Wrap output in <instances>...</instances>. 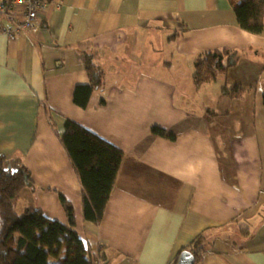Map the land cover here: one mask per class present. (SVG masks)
I'll return each instance as SVG.
<instances>
[{
	"label": "crops",
	"instance_id": "crops-1",
	"mask_svg": "<svg viewBox=\"0 0 264 264\" xmlns=\"http://www.w3.org/2000/svg\"><path fill=\"white\" fill-rule=\"evenodd\" d=\"M48 2L36 31L10 37L2 30L10 20L0 16V155L7 169L25 165L34 180L19 200V212L33 207L67 223L63 195L73 204L75 230L102 264H177L180 253L205 232L217 236L199 264H264V120L261 128L248 123L245 129L241 121L230 130V155L223 136L208 126L210 110L218 112L190 108L198 93L194 63L209 50H236L240 62L258 63L259 69L244 73L238 63L230 71L238 80L220 76L206 89L214 86L226 97V85L244 86L256 70L260 76L250 86L264 85V31L242 30L228 0ZM22 18L15 12L10 26ZM164 45L171 48L164 52ZM143 46L161 61L151 71L129 59ZM86 51H97L98 63L115 79H109L113 84L105 96L94 92L82 109L74 92L90 83ZM184 71L182 106L176 83ZM69 119L125 153L99 226L84 221L81 182L59 139ZM154 127L177 139L154 134ZM222 148L231 161L221 160Z\"/></svg>",
	"mask_w": 264,
	"mask_h": 264
},
{
	"label": "trees",
	"instance_id": "trees-1",
	"mask_svg": "<svg viewBox=\"0 0 264 264\" xmlns=\"http://www.w3.org/2000/svg\"><path fill=\"white\" fill-rule=\"evenodd\" d=\"M228 1L242 30L254 35L263 33L264 0ZM84 56L90 83L76 87L74 92V103L82 109L89 106L94 92H101L105 96V91L111 85L109 74L97 61V51H86ZM239 61L238 51L229 48L205 52L194 63L193 91L196 93L213 84L220 76L227 77ZM243 92L245 90L240 83L223 88V94L231 98H240ZM106 103L103 98L101 105ZM153 133L170 141L177 139L174 133L159 127H154ZM59 139L81 182L84 221L99 226L115 189L125 153L70 119L66 120L65 132ZM5 163L6 158L0 155V264H99L101 256H95L75 230L73 204L63 195H60V201L67 223L49 218L33 207L19 212L21 195L34 186L32 172L25 165L12 171L5 167ZM240 230L244 236L252 237L251 233L244 232L249 231V227ZM216 236L210 232L202 233L183 251L192 252L195 264H199L202 254L210 246L211 238Z\"/></svg>",
	"mask_w": 264,
	"mask_h": 264
},
{
	"label": "rangeland",
	"instance_id": "rangeland-1",
	"mask_svg": "<svg viewBox=\"0 0 264 264\" xmlns=\"http://www.w3.org/2000/svg\"><path fill=\"white\" fill-rule=\"evenodd\" d=\"M168 48L167 50H169V48L171 47H166V45L163 46V50L164 52L165 49ZM141 54H135V55H131L129 56V59L133 60V64H135L136 62L140 65V66H148L149 70L151 71V67L154 66H159V63L161 61H158L155 59V55L153 54H149L148 55L143 52L144 51V46L142 47L141 50ZM152 52V51H151ZM176 60V59H175ZM256 61H261V58L256 59ZM240 64V70L242 72L245 73L246 69H249L251 67L254 68H258L259 69V65L254 64V65H250L249 62H238ZM263 65V64H262ZM128 66L131 65H125L123 68L126 70V68ZM238 66V64L233 67L232 69H235ZM103 68L106 69L107 66L103 65ZM257 69V70H258ZM254 73V76H260V71ZM230 73V72H229ZM249 78L248 80L244 83V90L245 92H243V96L240 98H231L230 96H222L220 94V91H217L216 88L213 87H208L206 89V87L201 88L196 96V99L194 101V105L190 106V108L192 110H194L195 112L198 113H207L209 109H213L216 110L218 112V114L215 116V114H213L212 110L211 113V117H208L209 122H208V126L210 128L211 131H213V134L216 133H220L223 137V140L226 142V145L228 148H226L227 153L230 154V140L231 138H233V134L232 131H236L237 130V123L241 122L244 123V128L246 129L247 126L246 124L250 123V126H253L254 123L257 125L258 128L262 127V121L264 120V117L261 118L260 117L262 115V113H264V105H263V93H264V85L261 86V88L256 87V85H252V87L250 86V83L252 81V78L254 76H252V74H249ZM187 72L184 71L183 73H181L178 78L181 79L180 82L176 83L178 85V89H177V102L180 103L182 106H185L186 103L184 104V100L181 98L182 96H187V94H185V88L184 86L187 85ZM228 76L232 77L233 79L238 80L237 75L233 74L231 75L228 74ZM228 76L226 78H228ZM109 79L111 81H113L115 78L114 76H109ZM130 81L133 80V77H129ZM225 80V78H224ZM241 82H244V79L241 80ZM115 83V82H114ZM184 85H182V84ZM113 84V83H111ZM180 84V85H179ZM234 84V81L231 82L229 84L232 85ZM206 89V90H205ZM225 95V94H224ZM189 98H187L188 100ZM198 103L196 106L195 104ZM198 107V108H197ZM199 111H198V110ZM202 115V114H201ZM232 130V131H230ZM223 148L220 150V156H221V160H227V161H231V156L229 157H223L222 156V152ZM231 155V154H230ZM22 196V195H21ZM252 227V225H250ZM0 229H1V219H0Z\"/></svg>",
	"mask_w": 264,
	"mask_h": 264
},
{
	"label": "built area",
	"instance_id": "built-area-1",
	"mask_svg": "<svg viewBox=\"0 0 264 264\" xmlns=\"http://www.w3.org/2000/svg\"><path fill=\"white\" fill-rule=\"evenodd\" d=\"M51 3L48 0H1L0 16L4 15L10 20V25L15 23L14 14L22 13V21L15 26H6L2 30L10 37L25 30L36 31L40 28V15L49 10ZM99 264H102L101 262Z\"/></svg>",
	"mask_w": 264,
	"mask_h": 264
},
{
	"label": "water",
	"instance_id": "water-1",
	"mask_svg": "<svg viewBox=\"0 0 264 264\" xmlns=\"http://www.w3.org/2000/svg\"><path fill=\"white\" fill-rule=\"evenodd\" d=\"M195 261L193 253L186 250L179 255L177 264H195Z\"/></svg>",
	"mask_w": 264,
	"mask_h": 264
}]
</instances>
